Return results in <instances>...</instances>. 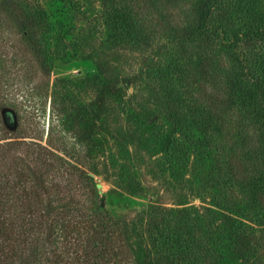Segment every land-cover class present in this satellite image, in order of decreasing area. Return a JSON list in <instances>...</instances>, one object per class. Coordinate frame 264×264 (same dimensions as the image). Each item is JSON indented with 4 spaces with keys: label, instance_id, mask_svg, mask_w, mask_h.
<instances>
[{
    "label": "rangeland",
    "instance_id": "374dc122",
    "mask_svg": "<svg viewBox=\"0 0 264 264\" xmlns=\"http://www.w3.org/2000/svg\"><path fill=\"white\" fill-rule=\"evenodd\" d=\"M69 1L40 0L46 13L36 20L42 58L30 43L15 70L0 72V91L18 104L22 130L42 133L43 146L92 178L108 214L119 221L126 243L122 264H264L261 251H239L243 233L226 219L260 226L264 247V213L216 164L217 156L226 158V144L232 141L241 162L238 171L264 175L263 51L260 41L243 43L249 27L236 12L237 3L231 0L227 10L234 23L230 33L207 43L196 32L178 44L134 25L115 32L107 13L116 7L125 13L122 7L128 5L114 4L104 12L99 0ZM178 6L172 13L183 28L186 17L190 22L197 11L185 1ZM258 8L264 15V3ZM213 25L223 27L219 20ZM132 28L142 39L131 34ZM208 59L213 71L206 74ZM242 59L248 60L249 76ZM45 70H50L47 76ZM187 76L205 81L209 93L215 90L209 96L216 102L207 101ZM229 80L246 88L230 92ZM46 82L48 92L43 91ZM228 103L234 107L224 112ZM219 110L235 125L230 140L220 137L216 122L209 120L211 111ZM3 120L14 129L12 113L5 111Z\"/></svg>",
    "mask_w": 264,
    "mask_h": 264
},
{
    "label": "trees",
    "instance_id": "16d2710c",
    "mask_svg": "<svg viewBox=\"0 0 264 264\" xmlns=\"http://www.w3.org/2000/svg\"><path fill=\"white\" fill-rule=\"evenodd\" d=\"M55 1L62 5L70 3L69 0ZM179 1L187 2L189 7L193 6L198 14L189 22L185 13L184 18L186 17L187 21L183 28L182 22L177 20V14L174 15L179 11ZM234 1L237 3L236 12L242 17V20L240 17L238 19L249 27L242 38L243 43L249 45L260 41L263 51L260 66H264V15L258 8L264 0ZM231 3V0H99L100 8L104 12L114 4L128 5L122 7L123 10L126 8L125 13L121 14L119 7L110 9L107 13V19L115 26V32L134 25L140 31L145 29L154 37L163 35L166 39L169 38L170 43L178 44L185 43L196 32L200 40L213 43L219 39V35L234 30L232 17L227 11ZM172 8H176L174 14ZM45 16V9L40 0H0V72L15 70L16 59L29 54L30 50L26 46L30 43L33 52L42 58L44 53L39 37L42 32L38 29L40 27L36 20H43ZM95 18H98V15L93 19ZM218 20L223 27L217 29L213 23ZM90 21L88 17L87 24L90 25ZM135 28H132L131 34H136L135 38L142 39L139 38L140 31H135ZM231 37L235 38L234 35ZM143 45L148 46L149 42ZM182 59V66L187 67L188 60L184 53ZM247 61L241 60V68L244 69V74L249 76L251 68H245ZM210 62L211 59L206 61V74L213 71ZM41 63L42 66L45 64L44 61ZM49 72L50 70H45V75ZM185 78L189 81L192 79L188 76ZM216 79L217 77L214 82ZM230 80L227 85L230 92L246 88L242 87L243 82ZM204 82L200 79L193 80L191 85L201 90L207 101L213 102L214 99L210 98L209 94L212 95L215 90L209 93ZM104 90L113 92L110 87H105ZM43 91L48 92L47 82ZM58 93L61 94L62 90H58ZM259 95L264 97L262 80ZM5 97L1 90L0 264H122L126 259L123 256L126 243L119 228V221L108 214L104 199L98 195L92 178L80 165L69 164L52 149L43 146L42 133L36 135L24 132L21 126L23 116L18 104L11 103L10 99ZM47 99L48 97L44 102L45 111ZM101 102L103 104V99ZM233 107L228 103L224 112L231 111ZM54 110L55 102L52 100L51 113ZM5 111L13 115V130H9L3 120ZM224 112L211 111L209 120L216 122V132L220 137L230 140L234 136L235 125L224 121ZM262 116L264 117V113ZM232 145L234 146L232 141L226 144L227 156H217L216 164L220 170L226 169L231 184L242 190L244 199L254 203L264 213V175L256 177L243 170L239 172L241 162ZM261 146L264 154V133ZM226 219L229 220L228 224L237 226L243 233L244 247L239 250L243 255H257L260 251L264 254L260 226H257L259 229L253 228V224L247 225L232 217Z\"/></svg>",
    "mask_w": 264,
    "mask_h": 264
}]
</instances>
